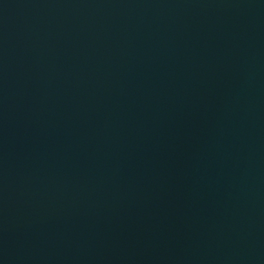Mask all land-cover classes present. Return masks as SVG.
Segmentation results:
<instances>
[{
    "label": "water",
    "instance_id": "1",
    "mask_svg": "<svg viewBox=\"0 0 264 264\" xmlns=\"http://www.w3.org/2000/svg\"><path fill=\"white\" fill-rule=\"evenodd\" d=\"M0 264H264V0H0Z\"/></svg>",
    "mask_w": 264,
    "mask_h": 264
}]
</instances>
